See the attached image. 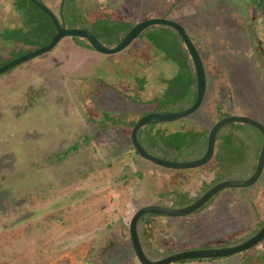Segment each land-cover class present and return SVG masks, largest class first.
Returning a JSON list of instances; mask_svg holds the SVG:
<instances>
[{
    "label": "rangeland",
    "instance_id": "374dc122",
    "mask_svg": "<svg viewBox=\"0 0 264 264\" xmlns=\"http://www.w3.org/2000/svg\"><path fill=\"white\" fill-rule=\"evenodd\" d=\"M12 1L0 0V31L18 25ZM41 1L56 10L60 0ZM79 4L90 19L112 16L120 23H137L167 18L193 40L210 84L200 109L189 118L158 124L166 133L183 126L210 128L218 113L264 124V0H79ZM14 46L0 40V56L7 57ZM175 72L171 62L137 39L122 51L105 55L66 37L49 53L0 76V264H138L128 235L132 214L146 205L187 206L183 201L167 203L164 194L193 191L203 178L209 180L200 171L211 170L212 164L197 172L185 170L180 181L176 176L180 171L135 155L130 130L122 127H110L61 164L50 166L45 160L78 140L102 112L136 117L180 111L186 83L163 81ZM213 85L223 91L215 89L212 96ZM30 86L45 89L47 98L17 115L10 104L21 102ZM156 97L161 102L149 103ZM225 127L223 131L229 132L236 126ZM224 135L218 133L217 138ZM225 145L231 154L226 163L231 166L236 159L245 163L239 140ZM229 168L223 177L244 179ZM211 198L202 213L168 217L154 225L159 247L197 239V249L214 248L246 234L257 221L254 211L259 218L264 215V168L254 185L224 188ZM258 248L264 250V242ZM237 260L229 256L188 264Z\"/></svg>",
    "mask_w": 264,
    "mask_h": 264
},
{
    "label": "trees",
    "instance_id": "16d2710c",
    "mask_svg": "<svg viewBox=\"0 0 264 264\" xmlns=\"http://www.w3.org/2000/svg\"><path fill=\"white\" fill-rule=\"evenodd\" d=\"M37 1L44 4L41 0ZM12 7L17 16L18 25L15 27L5 28L0 31V40L13 43L15 46L9 50L7 57L0 56L1 65L18 56L48 44L56 32L49 16L34 5L30 0H13ZM50 11L56 16L61 26H64L65 28H80L89 31L103 45H116L135 24L134 22L120 23L117 21L119 19L112 16H102L90 19L83 12L82 7L79 4V0H60L57 5V9H50ZM71 39L77 46L86 50L94 51L85 40L77 37H72ZM136 39L147 44V46L154 50L155 54L159 55L164 62H171L176 67V72L173 77H170L169 80L165 79L163 81H168V83L169 81H175L174 84H179L182 81L183 83H186L184 86L183 100L178 104L177 109L183 110L192 105L196 96L194 71L190 62L189 54L180 36L175 32V30L162 25L150 26L142 31L134 40ZM49 52L50 51L47 53ZM30 60H33V58ZM28 61L15 67L24 66ZM15 67L5 71L0 74V76L10 72ZM46 96L47 93L45 89H35L30 86L23 93L21 102L15 105L10 104L11 107H9L15 110L17 115H20L21 113L27 111V109L35 102L46 99ZM158 98L156 97L152 99L149 103L158 104L161 102L160 100H157ZM200 107L198 109H200ZM143 115L144 114H140L136 117H129L128 114L121 113L114 116L106 112H102L101 118L90 120L92 124L91 129L82 131L80 137L74 143H71L50 154L46 158L45 164L54 166L65 162L71 156L83 150L90 142L102 137L110 127H122L130 130L137 119ZM190 116H188V118ZM226 116L228 115L225 113H218L216 119L218 120ZM226 125H235L236 127H234L232 131L224 132L223 130L227 129L226 127L224 128ZM226 125L221 127L217 132L214 154L211 161L208 163L212 164L210 170L212 171V177L208 182H201L199 193L196 197H191L186 192L177 191L166 193L164 196H171L173 198V202L183 201L189 205L213 185L228 180L227 177H223V175H221L228 167H230L229 170L233 168L238 170V173L243 175L244 179L251 176L256 166L260 148V140L258 139V136L255 135L256 133L252 132L255 131V129L246 125L252 129L247 131L243 127L245 124L240 123H229ZM157 126L158 124L143 126L137 133L138 141L146 152L165 160L177 162L193 160L200 157L204 153L210 128L183 126L181 129L174 132L166 133L162 130V128ZM218 133H220L221 136L225 134V137L218 139ZM235 139L239 140L240 145L244 149L245 163L243 164L241 159H236L231 160L233 163L230 161V166L229 163L225 162V160H227L226 158L230 154L228 153V146L225 144H232V141L234 142ZM130 146L134 154L137 155L131 143ZM183 198H185L186 201L182 200ZM210 199L199 209L185 215L184 217L196 215L205 211L206 208L210 206L208 204ZM254 212L258 215L257 221L248 229L246 234L227 240L222 244L214 245L213 247L225 248L235 246L243 243L254 235L264 225V215L259 218L257 211ZM167 218L168 217L160 215L146 214L141 216L137 221L136 230L141 248L146 258L151 261L162 259L176 252L197 249V244L195 243L197 242V239L195 241H192L193 239H188V241L183 243V245L175 243L172 247L165 249L159 247L153 226L159 224V222H166ZM259 245L260 244H257L248 250L232 254L230 257H238L235 264H264V250L259 249ZM221 259L222 258L181 260L171 264H188L191 262L203 263ZM109 264H113V261Z\"/></svg>",
    "mask_w": 264,
    "mask_h": 264
},
{
    "label": "water",
    "instance_id": "95a60500",
    "mask_svg": "<svg viewBox=\"0 0 264 264\" xmlns=\"http://www.w3.org/2000/svg\"><path fill=\"white\" fill-rule=\"evenodd\" d=\"M34 5H36L40 10H42L45 14L49 16L54 27L55 34L51 41L39 48H36L26 54L18 56L3 65L0 66V74L5 71L22 64L32 58L38 57L42 54L51 51L60 40L63 38L69 37H77L85 40L91 48L99 53L105 55H111L118 53L128 47L132 41L137 38V36L144 31L146 28L155 25L167 26L175 30V32L180 36L190 58V62L193 67L194 77H195V87H196V96L195 100L188 108L175 111V112H149L139 117L133 127L129 131V139L132 147L134 148L137 155H139L142 159L149 161L159 167L170 169V170H189L196 169L206 165L213 157L214 149H215V141L217 132L221 127L229 123H240L249 125L255 129H257L262 135V144L258 154L257 162L255 169L251 176L243 180H228L222 181L210 187L206 190L201 196H199L194 202L191 204L182 207V208H171L165 206H157V205H146L137 209L131 216L129 224H128V235L130 240V245L133 250L136 261L139 264H171L181 260H195V259H210V258H223L230 256L232 254L239 253L244 250H248L251 247L259 244L262 240H264V225L249 239L235 246L225 247V248H200V249H191L176 252L172 255L166 256L162 259L151 261L143 253L141 248L136 224L138 219L146 214H154L165 217H181L188 215L195 210L199 209L203 204H205L212 196H214L217 192L221 191L224 188L228 187H249L252 186L259 179L263 168H264V126L248 117L244 116H236L230 115L223 117L217 120L209 129V133L207 136L206 149L204 153L193 160L189 161H172L165 160L159 157H156L144 150L141 146L140 142L137 138V133L140 128L149 124H159L164 122H173L179 120L181 118L188 117L195 113L198 108L201 106L206 90V74L205 68L203 65L202 58L192 40L189 38L185 29L175 21H172L167 18H155L151 17L145 19L143 21L137 22L134 26L123 36V38L114 46L103 45L92 33L89 31L80 29V28H65L61 26L58 22L56 16L50 11L48 7L37 0H30Z\"/></svg>",
    "mask_w": 264,
    "mask_h": 264
},
{
    "label": "flooded vegetation",
    "instance_id": "af4514ba",
    "mask_svg": "<svg viewBox=\"0 0 264 264\" xmlns=\"http://www.w3.org/2000/svg\"><path fill=\"white\" fill-rule=\"evenodd\" d=\"M133 42V41H132ZM264 57V56H263ZM264 82V81H263ZM209 82L208 81H206V87H208L209 86ZM217 85V84H216ZM216 85H213V88L214 89H212V96H213V92H214V90L216 89V92L218 93V91H219V94H220V91H223L222 89H220V90H218L217 89V87H216ZM227 95H228V106L229 107H231V99H230V97H229V92H228V90H227ZM258 122V121H257ZM260 123V122H259ZM260 124H262V123H260ZM263 126H264V124H262ZM255 129V128H254ZM252 132H255L256 134L255 135H257L258 134V136H259V139H260V148H261V144H262V135H261V133L257 130V129H255V131H252ZM260 148H259V151H260ZM258 154H259V152H258ZM258 158V157H257ZM211 161V160H210ZM209 161V162H210ZM208 162V163H209ZM207 163V164H208ZM206 166V165H205ZM202 167H204V166H202ZM173 171H176V170H173ZM178 171H185V170H178ZM209 173H211L212 174V171H210ZM262 174V173H261ZM261 176V175H260ZM212 177V175L210 176V178ZM210 178H209V180H210ZM260 178V177H259ZM182 180H184V178L183 179H180V181H182ZM209 180H206V182H208ZM173 181H175V183H176V180H173ZM258 181V180H257ZM256 181V182H257ZM201 182L202 181H200V184H201ZM255 184V183H254ZM253 184V185H254ZM199 188H200V185H199V187L197 186V188H194V190L193 191H187L186 189H183L182 191L181 190H179V191H177V192H186V193H188V195L189 196H191V197H196V195L199 193ZM202 195V194H201ZM200 195V196H201ZM198 198V197H197ZM196 198V199H197ZM195 199V200H196ZM167 203H172L173 202V198L171 197V196H169V197H167V198H165L164 199ZM194 202V201H193ZM264 242V240H262L259 244H262Z\"/></svg>",
    "mask_w": 264,
    "mask_h": 264
},
{
    "label": "crops",
    "instance_id": "0c3cea01",
    "mask_svg": "<svg viewBox=\"0 0 264 264\" xmlns=\"http://www.w3.org/2000/svg\"><path fill=\"white\" fill-rule=\"evenodd\" d=\"M140 46H142V45H140ZM83 49H84V48H83ZM85 50H86V49H85ZM141 92H143V91H141ZM200 168H202V167H200ZM200 168H196V169H195L196 172L199 171ZM182 172H184V171H181V174H180V175H176V176H177L178 178H180V179L185 178V175L182 174ZM209 172H210V169H208V167H207L206 169H203L202 171H200L201 177L208 176V178H210V176H211L212 174L209 173ZM197 174H199V173H196L195 175H197ZM173 176L176 177L175 175H173ZM206 180H207V179H205V178L202 179V181H204V182H206Z\"/></svg>",
    "mask_w": 264,
    "mask_h": 264
}]
</instances>
